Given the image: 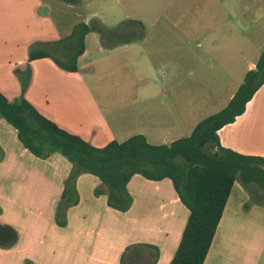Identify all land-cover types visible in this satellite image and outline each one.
Wrapping results in <instances>:
<instances>
[{
    "label": "crops",
    "instance_id": "0c3cea01",
    "mask_svg": "<svg viewBox=\"0 0 264 264\" xmlns=\"http://www.w3.org/2000/svg\"><path fill=\"white\" fill-rule=\"evenodd\" d=\"M217 4L222 9L219 0H0V92L9 100L20 96L14 70L29 63L32 75L23 95L61 128L97 147L134 134L151 144H169L190 135L201 119L229 102L264 48V0H225L220 16ZM232 5H238L236 13ZM93 18L108 27L125 19L140 21L144 35L104 48L98 33H87L77 71H66L48 57L28 62L32 43L66 37L75 24ZM10 128L0 120V224L11 226L17 239L0 246V256L11 255L14 264H56L58 241L49 232H57L56 205L71 166L60 174L46 173L16 133L12 143L5 141ZM217 134L224 147L264 156V84L244 112ZM57 154L48 158L62 167L68 160ZM137 175L128 183L133 202L126 212L107 206L105 196H94L93 187L84 196L76 179L80 199L67 209L62 228L71 235L70 247L60 263L88 264L83 233L94 218L115 231L116 240L107 242L114 264L133 244L141 255L134 264L150 263L155 249L149 245L159 250L154 264L169 263L189 210L169 178ZM249 199L235 181L203 264H264V205L246 207ZM41 220L39 234L34 224ZM75 250L82 256L73 261Z\"/></svg>",
    "mask_w": 264,
    "mask_h": 264
},
{
    "label": "trees",
    "instance_id": "16d2710c",
    "mask_svg": "<svg viewBox=\"0 0 264 264\" xmlns=\"http://www.w3.org/2000/svg\"><path fill=\"white\" fill-rule=\"evenodd\" d=\"M76 3L78 0H62ZM145 26L125 19L108 27L98 18L75 24L72 32L57 40L34 42L28 48V62L48 57L66 71L78 70V57L85 49V35L98 33L104 48L139 40ZM21 85V95L9 100L0 92V118L15 130L17 140L32 155L45 158L54 152L72 164L63 181L55 210V222L66 225L67 209L78 204L76 179L83 173L94 176L100 186L93 188L96 197L105 196L107 206L126 212L133 197L128 190L131 178L138 174L149 180L169 178L181 203L189 210L180 241L168 264H203L235 181L248 192L251 204L264 205V156L246 155L220 144L217 131L232 123L245 110L246 103L264 84V48L255 67L246 72L229 102L219 111L201 119L190 135L169 144H151L142 134L123 141L111 140L97 147L70 133L41 114L23 95L30 82L29 63L14 70ZM17 232L0 224V246H9ZM133 244L125 248L121 264H132L141 257ZM149 264L158 258L157 247Z\"/></svg>",
    "mask_w": 264,
    "mask_h": 264
},
{
    "label": "rangeland",
    "instance_id": "374dc122",
    "mask_svg": "<svg viewBox=\"0 0 264 264\" xmlns=\"http://www.w3.org/2000/svg\"><path fill=\"white\" fill-rule=\"evenodd\" d=\"M224 1L225 0H219V2L222 3L223 7H222V9H220V8H218L219 5L217 4V6H216V9L218 8L217 15H219V14L222 15L224 13ZM212 8H214V6H212ZM232 10H233V12L236 13L237 10H238V5H232ZM55 16H56V18L58 17L57 14H55ZM238 19L239 20H243V19L247 20V18L245 16H242V17L238 16ZM98 37H99V35H98ZM0 120L5 122L2 118H0ZM9 132H12V133H7V135L5 136V141L9 142V143H12L14 141L13 140V138H14L13 134H15V131L10 128ZM26 153L29 156H31L32 158L33 157L35 159L40 158V157L31 155L27 150H26ZM59 154H57L56 156L60 157L61 155H59ZM48 157L40 158L41 159V168H43L46 173H54V174L58 173V174H60V173H62L64 171V166L65 167L66 166H72L70 161H68L69 162L68 163L64 159L63 161H65L66 163H63V165L61 167L59 162L55 161L52 158L50 159ZM70 169H71V167H70ZM70 169H69V171H70ZM68 174H69V172H68ZM83 174H84L85 177H82L83 176L82 174H81L82 176L79 175L77 177V180H78L77 182H79V185H80V188H81V190L83 192V195L86 196V194H87V192H88V190L90 188H92V187L95 188L97 186H100L101 184L99 182H97L98 180H96L95 177L92 176L91 174H89V173H83ZM137 176L141 177V175H137ZM14 181L15 180H13V182ZM102 199H105V198L103 197ZM96 222H98V218H94L92 220L91 227L88 226V227L84 228V233H83L84 237L83 238L85 239L86 243H85V246H84L83 249H86V251H87V252L84 253L85 254L84 258L85 259L87 258L86 261H88V264H90V263L91 264H95L98 261H99V263L114 264L113 263L114 254L110 250V248L108 247L109 245L107 244V242L116 240V237L113 235L115 233V231L114 230H110L108 228L109 224H107L106 226H100L99 222L98 223H96ZM107 222L108 221H104L103 224H105ZM39 223L42 225L43 224L42 220L40 222L35 221L34 225L39 228ZM31 225H32V222H31V224L29 223V225H28V226H30L29 228L32 231L33 230V226H31ZM57 225L54 227L57 232H55L53 229H50L49 235H52V234L56 235V239L58 241V242L55 243L56 246H57L55 248L57 250V255H56L57 262H56V264H63V263L59 262L60 261V256L64 252V249H65L66 246L70 247L69 246L70 245L69 238H70L71 235H68L67 233H65L61 225H58V226ZM92 226H94V227L92 228ZM98 227L100 229H98L99 234L96 237V231H97L96 228H98ZM74 230H75V228H74ZM74 230H73V232H74ZM40 232H41V228H39V232L38 233L40 234ZM73 232H71V233H73ZM36 239H35V241H36ZM120 240L122 241L123 239H120ZM73 248L76 249L75 245H74ZM104 248L107 249V251H104ZM91 250H93V252ZM76 252H78V250H75L74 252H72V254L70 256V258H73V261L75 259H77V258L79 259V257L82 256L81 251L78 252L77 256H76ZM101 254L102 255L104 254V257H102V262L99 260V258L101 257ZM86 256H88V257H86ZM4 263L5 264H14V261L12 260V256L11 255H2V256H0V264H4ZM120 264H121V261H120Z\"/></svg>",
    "mask_w": 264,
    "mask_h": 264
}]
</instances>
